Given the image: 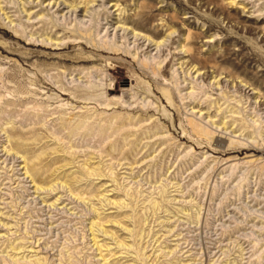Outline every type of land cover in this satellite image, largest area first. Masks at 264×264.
<instances>
[{
	"label": "rangeland",
	"instance_id": "374dc122",
	"mask_svg": "<svg viewBox=\"0 0 264 264\" xmlns=\"http://www.w3.org/2000/svg\"><path fill=\"white\" fill-rule=\"evenodd\" d=\"M54 1L0 0V264H264V0Z\"/></svg>",
	"mask_w": 264,
	"mask_h": 264
},
{
	"label": "bare ground",
	"instance_id": "6f19581e",
	"mask_svg": "<svg viewBox=\"0 0 264 264\" xmlns=\"http://www.w3.org/2000/svg\"><path fill=\"white\" fill-rule=\"evenodd\" d=\"M67 1L66 0H63V1H61V2H56V0L53 2V5L52 6H54V5H56L57 7H56V10L58 9V8H60L61 7V5H63L64 4V6H63V8L65 7V6H67V7H70V10L71 11H73V12H77L76 10H78L80 7H79V2L77 3L76 1H70L69 3H68V5H65V3H66ZM49 3H50V1H49ZM85 5L86 4H84L81 8H84L85 7ZM114 5H116V3H114ZM62 8V9H63ZM80 8V9H81ZM80 9L78 10V12L80 11ZM52 23L54 22L53 20L51 21ZM54 24H55V26H58V23H56V22H54ZM59 27V26H58ZM74 31L75 32H77L75 29H74ZM73 30H71L70 32H74ZM79 32V31H78ZM98 32V31H97ZM80 33V32H79ZM96 33V32H95ZM81 34V33H80ZM84 35L85 34H87L88 36H90V34H91V30H89V31H87V32H85V33H83ZM18 36H20V35H18ZM81 36V35H80ZM21 38V37H20ZM145 39H148V37H146L145 36ZM93 40V39H92ZM92 42V41H91ZM90 42V43H91ZM54 44H56L57 46L59 45V43H54ZM86 46V45H85ZM149 47V46H148ZM99 50H101L100 48H98ZM189 49H187V51H188ZM51 57V56H50ZM81 57V56H80ZM81 58H83L84 59V57H81ZM81 58H77L76 60L78 61V62H80V61H84L83 59H81ZM68 59V58H67ZM143 63L145 64V65H148V63H147V61L146 60H144L143 61ZM159 67V66H158ZM193 69V68H192ZM161 70V69H160ZM195 71H197V69L195 70ZM202 73V72H201ZM232 75V74H231ZM116 78V77H115ZM236 78V77H235ZM234 78V79H235ZM119 80H117V82H118ZM234 81V80H233ZM237 81V80H236ZM109 82V81H108ZM213 82H215V84L216 85H218L219 84V81L218 80H216L215 79V77H213ZM239 82V86H242V87H245L246 89L247 88H249V85L247 86V83H244L242 80H239L238 81ZM234 86H237V83H235V85ZM254 88H256V87H254ZM115 89V87H112V88H110L109 90L110 91H112V90H114ZM117 90V89H116ZM254 92V91H253ZM106 93V92H105ZM164 95H165V93H164ZM166 96V95H165ZM250 97V96H249ZM78 98V97H77ZM80 98V97H79ZM257 99V98H256ZM255 101H257V100H255ZM255 104V103H254ZM205 118V117H204ZM191 119V118H190ZM203 119H201V121H202ZM192 122L194 121V126H195V128L197 127V129H201V131L203 132L202 134H204V133H208V132H210V133H212L213 135H215L216 134V140H215V142L216 143H218V145L220 146V145H223V142L224 141H222V138H220V137H217L218 136V134L217 133H215L214 131H210V129L209 128H203L202 127V125L201 124H199L198 122H195V120L194 119H192L191 120ZM209 121V120H208ZM254 122V121H253ZM224 123V122H223ZM210 124V123H209ZM212 124V123H211ZM213 125V124H212ZM211 125V126H212ZM193 126V127H194ZM223 128H224V126H223ZM196 129V130H197ZM218 129V128H217ZM219 130V129H218ZM200 131V130H199ZM226 131V130H225ZM222 132V131H221ZM231 134V133H230ZM232 136V135H231ZM258 136H260V134H259V132H258ZM234 138H236V136L234 137ZM242 139V138H241ZM235 140V139H234ZM238 142H240L239 140H238ZM217 145V144H216ZM112 147V146H111ZM53 192V191H52ZM51 193V192H50ZM94 239V238H93Z\"/></svg>",
	"mask_w": 264,
	"mask_h": 264
}]
</instances>
